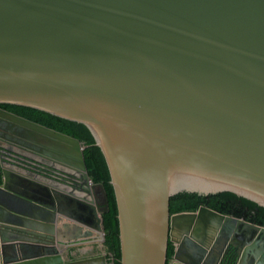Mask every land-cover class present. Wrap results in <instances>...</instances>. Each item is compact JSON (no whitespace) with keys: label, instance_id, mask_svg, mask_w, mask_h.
Segmentation results:
<instances>
[{"label":"water","instance_id":"obj_1","mask_svg":"<svg viewBox=\"0 0 264 264\" xmlns=\"http://www.w3.org/2000/svg\"><path fill=\"white\" fill-rule=\"evenodd\" d=\"M0 103L82 122L112 186L120 264H264V225L180 190L264 206V0H0ZM0 264H113L82 141L5 111ZM7 115V116H6ZM3 116V115H0ZM4 117V116H3ZM108 258V259H107ZM213 264V263H211Z\"/></svg>","mask_w":264,"mask_h":264},{"label":"trees","instance_id":"obj_2","mask_svg":"<svg viewBox=\"0 0 264 264\" xmlns=\"http://www.w3.org/2000/svg\"><path fill=\"white\" fill-rule=\"evenodd\" d=\"M0 105L13 109L15 112L31 120L64 132L82 141V156L87 175L92 181L101 182L106 193L107 209L101 212L103 240L100 250L106 255H109V259L112 260L113 264H120L118 259L119 247L116 206L112 186L109 182V173L103 154L99 146L94 143L93 136L87 126L82 122L67 119L26 105L13 103H0ZM200 204H204L221 213L242 217L245 220L264 225V206L229 190L208 193L180 190L169 196L168 210L169 212L194 210ZM172 249L173 246L168 241L165 250V264L172 253ZM236 252V246L229 244L218 264H233L236 258Z\"/></svg>","mask_w":264,"mask_h":264},{"label":"flooded vegetation","instance_id":"obj_3","mask_svg":"<svg viewBox=\"0 0 264 264\" xmlns=\"http://www.w3.org/2000/svg\"><path fill=\"white\" fill-rule=\"evenodd\" d=\"M0 108L1 109H3V110H7V111H9V112H12V113H15V114H17V115H20V116H23V115H21V114H19V113H17V112H15V110H13V109H10V108H6V107H4V106H1L0 105ZM5 113L4 112H2V111H0V115H3V116H0V136L2 137V135L3 136H6V135H9V131L10 130H12V128H14V126H12L11 125V121H9V120H7L6 118H5V115H4ZM7 116V115H6ZM23 117H25V116H23ZM26 118H28V117H26ZM0 143H3L4 144V142H3V140H1L0 139ZM198 207V206H197ZM196 207V208H197ZM220 246H215V248H214V250H212V252L211 253H219V250H220V248H219ZM227 247V246H226ZM226 247L224 248V250L222 251V253H224V251H225V249H226ZM216 255V254H215Z\"/></svg>","mask_w":264,"mask_h":264},{"label":"crops","instance_id":"obj_4","mask_svg":"<svg viewBox=\"0 0 264 264\" xmlns=\"http://www.w3.org/2000/svg\"><path fill=\"white\" fill-rule=\"evenodd\" d=\"M100 247H101V242H93V243H89V244L83 245V246L80 245L79 247H77L76 250H79V252L85 251L84 253H99V252H101ZM106 257H108V256H106ZM217 257H218V253H210L208 256V263L207 264H211V263L214 264ZM246 264H250L249 260L246 261Z\"/></svg>","mask_w":264,"mask_h":264},{"label":"rangeland","instance_id":"obj_5","mask_svg":"<svg viewBox=\"0 0 264 264\" xmlns=\"http://www.w3.org/2000/svg\"><path fill=\"white\" fill-rule=\"evenodd\" d=\"M109 257V255H107Z\"/></svg>","mask_w":264,"mask_h":264}]
</instances>
